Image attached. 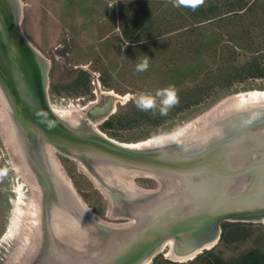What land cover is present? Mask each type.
<instances>
[{"label": "water", "instance_id": "95a60500", "mask_svg": "<svg viewBox=\"0 0 264 264\" xmlns=\"http://www.w3.org/2000/svg\"><path fill=\"white\" fill-rule=\"evenodd\" d=\"M19 18L17 0H0V101L8 110L13 149L40 191L37 233L17 264H141L169 239L179 255L196 248L200 254L216 244L207 245L219 239L222 223L264 219V103H224L198 132L150 146L113 141L87 123L73 127L55 113L48 101L47 65L24 37ZM193 139L204 145L190 146ZM44 147L79 162L115 200L113 214L136 223L112 229L89 217L42 172L38 158L44 159ZM109 166L160 176L163 190L142 195L143 201L128 198L112 176H102ZM75 220L97 228L100 240L83 249L59 240L57 226L72 227Z\"/></svg>", "mask_w": 264, "mask_h": 264}, {"label": "rangeland", "instance_id": "374dc122", "mask_svg": "<svg viewBox=\"0 0 264 264\" xmlns=\"http://www.w3.org/2000/svg\"><path fill=\"white\" fill-rule=\"evenodd\" d=\"M17 1L20 29L27 41L42 56L49 71L50 106L64 114L68 112L64 119L67 118L69 122L75 119L76 126L87 123L113 141L135 144L170 136L178 131L182 133L187 124L199 118L202 121L207 117L217 116L220 109L213 112L214 116L203 117L214 109L216 111L226 99L250 90L264 91V78L235 84L228 90L215 88L197 105L158 126H153L152 121L141 120L136 115L137 109L151 111L182 87H192L199 83L207 73L217 67L221 46L233 37V31H223L211 24H192L184 15L183 7L177 5L178 0H166L175 6L173 11L166 10L169 7L166 3L163 6V0ZM145 5L149 10V20H154L153 28L147 37L137 39L131 35L130 39H126L123 34L125 25H122V16L127 17L129 13L126 12L130 11L132 14ZM252 6L255 17L247 18L244 23L249 27L250 38L257 37L264 41V0H251L248 7ZM164 10L167 12L163 13ZM251 57L240 52L236 64L242 65ZM145 61L148 67L138 70ZM82 73L88 79L89 92L85 95L75 94V89L71 87ZM53 87L60 93L51 92ZM128 110L133 114L130 126L120 128L115 124L112 129L104 128L107 121ZM0 118L1 238L8 223L15 199L14 189L18 182L24 187L26 200L33 197L34 203L37 204L40 201V191L38 188L32 190L27 173L21 171L24 162L19 160V155L13 149L11 131L4 125L1 113ZM196 123L187 126V130L196 133L202 129L205 122L198 126ZM201 144L203 143L198 140L191 146L198 147ZM50 155L51 163L62 172L61 178L65 179L72 189L69 193L73 195V202L89 217L99 223H105L110 228L133 222V219L128 221L126 217L113 214L116 207L81 171L84 167H80L79 162L54 151ZM120 178L127 183L132 182L133 189L140 192H150L146 190L153 191L159 186L156 176L142 172H131L121 175ZM56 179L57 186L64 188L61 184L63 180H59L58 176ZM58 216L57 214L56 217ZM29 218L33 220L34 217ZM235 223H240L241 228L250 234L239 246H223L219 244L218 239L212 248L203 250L193 260L176 262L159 251L152 256L149 264H207L209 256L206 252H212L224 261H230L251 247L260 248L264 255V222ZM59 226L56 231L59 232L57 238L67 244L72 240L81 249L90 245L89 243L95 245L94 243L100 240L97 235V231H100L89 223L84 225L75 220L72 227L68 224ZM26 229L30 231V228ZM25 231L28 232L24 230L23 234ZM25 239L29 242L28 237ZM20 243V238L16 240L13 237L5 243H0V264L18 263L27 249L23 242L19 245ZM198 256L202 257L196 259Z\"/></svg>", "mask_w": 264, "mask_h": 264}, {"label": "trees", "instance_id": "16d2710c", "mask_svg": "<svg viewBox=\"0 0 264 264\" xmlns=\"http://www.w3.org/2000/svg\"><path fill=\"white\" fill-rule=\"evenodd\" d=\"M177 1V0H176ZM255 1V0H253ZM251 0H178L177 5L183 7L186 18L196 25L211 24L223 31H233L231 39L223 43L219 53V62L217 67L207 73L204 78L194 84L192 87L184 86L174 95L168 96L163 100V104L151 111L142 108L137 109L136 115L141 120L152 121L153 126H158L165 120H168L178 113L188 110L197 105L203 98L208 97L215 88L230 89L235 84H240L248 80L264 78V41L256 38H250L249 27L245 25L247 18L255 17L254 8L248 7ZM168 5V9L173 11L175 6L163 0V6ZM141 5V2L139 3ZM176 5V6H177ZM143 6L136 11L126 12L128 15L122 16L124 20L123 34L126 39L131 35L136 38L147 37L153 28L154 20H149V10ZM174 7V9H173ZM166 10L163 11L167 12ZM182 17V16H181ZM183 19V18H182ZM248 36V37H247ZM240 52H244L252 57L242 65H237V58ZM77 81L71 85L75 89V94L85 95L89 92L87 76L82 73ZM51 92L59 94L60 91L53 87ZM140 107V105H139ZM132 111L121 113L114 116L104 125L105 129L126 127L131 125ZM250 234L243 228L240 223L221 224V234L219 244L223 246H239L246 240ZM209 258L207 264H264L263 251L258 247H251L249 250L239 254V256L224 261L212 252H206ZM198 256L196 259L201 258ZM169 263V262H167Z\"/></svg>", "mask_w": 264, "mask_h": 264}, {"label": "bare ground", "instance_id": "6f19581e", "mask_svg": "<svg viewBox=\"0 0 264 264\" xmlns=\"http://www.w3.org/2000/svg\"><path fill=\"white\" fill-rule=\"evenodd\" d=\"M223 103H229V104H232L233 106H236V107L239 106V105L247 104V103H255V104L264 103V91H262V90H250V91H246V92H241L238 95H235V96L230 97L229 99H226V101L223 102ZM224 106H226V105H224ZM228 108H231V106H228ZM219 109H223V106L219 107L216 111L214 109L209 114L203 115V117H207L208 115L211 116V113L217 112ZM224 109H227V107L224 108ZM53 110L62 119H64V116H66V114L68 115V112L66 114H64V112L62 113V111H60L59 109L53 108ZM7 111L8 110H7L6 106L3 103H1V101H0V113H1L2 118L5 121V124L4 125L10 131H12L11 130L12 128H11L9 122L7 121V113H8ZM69 115H71V114H69ZM207 118L206 119H203L202 121L199 118L200 121H199V119H197L196 121H193L190 124H187L185 126V129L187 130V126L189 127L190 125H192V124H194L196 122H197L196 123V126H198V125H200V123H203L204 121H206ZM65 120L68 121L67 118ZM74 121H75V119H74ZM74 121L71 122V120H70V122L68 121V123L70 125H72L73 127H77L76 126V122H74ZM191 128H192V126H191ZM185 129H183V130H185ZM193 129H196V128L193 127ZM186 130L183 131L182 133L178 131V133L177 132L176 133L174 132V134L173 135H170V136L152 138V139L147 140V141H144L142 143L127 144V145H131V146H134V147L150 146V145H153L154 143H157L159 141H164V139L168 140L170 138L178 137L179 135H183L184 136L186 134ZM191 141H193V143L196 142V140H194V139L191 140ZM202 145H204V143L201 144L200 146H202ZM200 146H198V147H200ZM44 149H45L44 150V155H43L44 156V159L42 160L41 159L42 157H39L38 158V162L40 163V160H41V162L43 163V166H42L43 171L42 172L43 173L45 172V175L48 178H50V179L53 178L54 181H55V179H56L57 176L59 177V180L62 179L61 178V176L63 177L62 172L58 168L56 169L55 166L51 163L52 160H51V155L50 154L52 153L53 150L51 148H48V147H44ZM78 164H79L80 167L82 166L80 163H78ZM21 171H24V172L27 173V175H28L27 177H28V180L30 181V187L32 188V190L37 189L36 180L32 176L31 171L26 166L25 162L22 164ZM81 171L83 173H85V175L87 177H89V179H90V181L92 183H94L96 186H98L99 189L103 193H105V195H107L106 197L109 200L111 199V198H109V193L106 191V189H103V187H101L98 183H95V180L92 179L89 176V173L85 170V168L83 170H81ZM131 172L134 173V171L123 170V169H119V168H115V167L109 166L108 168H106V171H105V173L102 176H112V178L114 179V181H117L118 182V184L120 186V189L125 193L126 197L131 198V199H138L139 201H143V199L141 197L144 194L149 195V194L161 192V190H163V187H162L163 186L162 185L163 178L160 177V176H156V179L159 181V186H158L159 187V190L158 191L156 190V191H154V192L151 193V192H140V191L134 190L133 187H132V185L134 186V184H132V182H128L127 183V181H123L120 178L121 175L130 174ZM62 180H63V183H61V184L64 187L63 189L67 193H69V190H72V189L66 184L67 181L65 179H62ZM54 181L52 182L53 186L55 184H57L56 181L55 182ZM14 194H15L14 195V198L15 199L13 201V206H12V209L10 211V216L8 218V223H6L7 224L6 229L3 231V234H2V236L0 238V243H5L7 240L12 239V237H13L16 240H18V238H20L21 243L23 242V244L25 245V247L26 246L29 247L31 245L32 241H33V237H35V234L37 233V231H36V217H38V211H37L38 205L36 203H34L33 197H31L30 199L28 198L26 200V197H25L26 195L24 193V187H23V185L20 182H18V184L16 185V187L14 189ZM110 201L115 206V202H114L115 200L113 199V200H110ZM138 204L140 206H142L143 208H146L148 206V202H145V203L139 202ZM121 206H122V203H121L120 207ZM126 206H127V204H126ZM29 217H34V218L32 220V218H29ZM117 217H123V216L117 215ZM132 219H133V222H131V223H134L135 224L136 223V220L134 218H132ZM261 222H264V219L261 220ZM28 225L30 227H28ZM123 227H125V226H123ZM26 228H30V231H28V229H26ZM24 230H27L28 232L25 231V234H23ZM26 237H28V239H29L28 241L29 242L26 241V239H25ZM216 240H217V237L212 238L211 241L207 245L210 246V245L216 243ZM21 243L19 245H21ZM176 248H177L176 247V242L173 239H169V240L163 241V243L160 245V249H157L156 252H159V251L160 252H163L164 255L167 258H169V259H171L173 261H176V262H185V261H188V260H193V258L196 257L197 254L199 253V251L201 250V248L199 250H198V248H196V249H194L192 251H189V252H187L185 254L179 255L178 253H176ZM207 248H210V247H207ZM20 255H21V253H20ZM12 258L13 257H11V259ZM149 262H150V258H146V259H144L142 261L141 264H149Z\"/></svg>", "mask_w": 264, "mask_h": 264}, {"label": "clouds", "instance_id": "9594fccd", "mask_svg": "<svg viewBox=\"0 0 264 264\" xmlns=\"http://www.w3.org/2000/svg\"><path fill=\"white\" fill-rule=\"evenodd\" d=\"M147 67V61H145L142 65L139 66L138 70H145Z\"/></svg>", "mask_w": 264, "mask_h": 264}, {"label": "flooded vegetation", "instance_id": "af4514ba", "mask_svg": "<svg viewBox=\"0 0 264 264\" xmlns=\"http://www.w3.org/2000/svg\"><path fill=\"white\" fill-rule=\"evenodd\" d=\"M48 75H49V71H48ZM49 78V77H48ZM49 83V82H48ZM49 87V86H48ZM48 97H49V94H48Z\"/></svg>", "mask_w": 264, "mask_h": 264}]
</instances>
